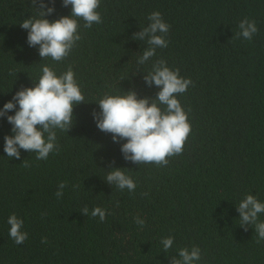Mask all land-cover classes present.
Here are the masks:
<instances>
[{"label": "trees", "instance_id": "obj_1", "mask_svg": "<svg viewBox=\"0 0 264 264\" xmlns=\"http://www.w3.org/2000/svg\"><path fill=\"white\" fill-rule=\"evenodd\" d=\"M54 7L50 21L71 14L63 0ZM39 11L32 0H0V108L34 87L45 65L58 75L71 69L85 102L70 131L57 130L47 160L24 150L7 157L11 125L0 120V264H174L192 247L201 250L198 264H264V240L238 211L249 194L264 202V0H100L102 22L79 20L81 39L59 62L42 60L20 26ZM156 11L170 25L168 47L142 65L147 43L135 37ZM245 18L259 29L250 41L237 35ZM158 61L192 81L178 96L192 130L164 166L126 160L93 119L107 94L155 98L145 76ZM113 168L126 169L134 192L106 182ZM96 207L106 209L104 221L91 216ZM12 214L28 233L20 245L8 235ZM168 236L175 243L164 253Z\"/></svg>", "mask_w": 264, "mask_h": 264}, {"label": "clouds", "instance_id": "obj_2", "mask_svg": "<svg viewBox=\"0 0 264 264\" xmlns=\"http://www.w3.org/2000/svg\"><path fill=\"white\" fill-rule=\"evenodd\" d=\"M50 2L53 4L51 7L46 0H32L34 6L39 4L40 11L20 26L28 32L29 46H39L42 60L51 58L59 62L81 39L79 20L84 21L85 28L102 22L97 11L100 0H63V7H71V14L55 21L46 18L56 11L55 0ZM169 30L170 25L159 11L148 16L147 26L135 37L147 43L139 58L140 64H147L156 55L157 48L168 47L165 37ZM258 31L256 22L245 18L239 24L237 35L250 41ZM145 80L149 86L154 85L158 89L155 98H140L136 91L107 94L96 103L100 111L93 113V119L100 131L112 135L113 143L121 144L120 150L126 160L164 166L169 162L167 157L183 152L192 130L189 117L178 99L179 95L187 92L192 81L182 77L178 69L169 68L165 61L153 64ZM84 102L85 97L71 69L58 75L53 68L43 66L34 87L21 88L0 108V120L6 119L11 125V134L4 137L3 151L13 159H20L21 150H24L35 153L38 160H47L57 148V130L70 131L75 121L74 109ZM125 170L113 168L104 179L121 191L134 192L137 185ZM64 187L63 183L59 185L57 197L63 195ZM238 211L240 224H251L258 239L264 240V221L259 219L264 214V202L249 194L239 202ZM82 214L87 216L89 209L84 208ZM91 216L104 221L106 209L96 207ZM136 223L144 225L139 218ZM7 224L10 226L8 235L17 245L28 239V233L23 230V219L12 214ZM160 243L162 251L168 253L175 240L168 236ZM200 259L198 247L182 248L174 264H198Z\"/></svg>", "mask_w": 264, "mask_h": 264}]
</instances>
